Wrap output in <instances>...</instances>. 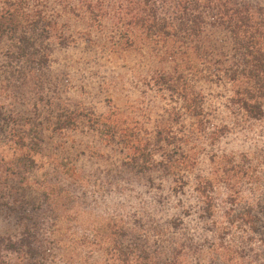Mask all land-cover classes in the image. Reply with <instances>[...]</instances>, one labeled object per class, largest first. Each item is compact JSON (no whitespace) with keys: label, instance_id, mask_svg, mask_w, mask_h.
<instances>
[{"label":"trees","instance_id":"trees-1","mask_svg":"<svg viewBox=\"0 0 264 264\" xmlns=\"http://www.w3.org/2000/svg\"><path fill=\"white\" fill-rule=\"evenodd\" d=\"M30 3L0 0V35L14 43L27 64L41 52L40 39L47 41L51 29L42 12L31 14ZM78 3L98 27L110 19L126 45L141 35L165 48L174 68L159 80L197 123L176 136L169 122L152 139L139 125L92 122L107 145L120 147L119 177L145 182L158 204L167 206L166 218L146 224L142 218L95 216L56 181L60 166L44 153L40 125L62 133L76 120L61 114L18 126L0 106L1 178L6 182L0 209L19 212L23 221L19 234L0 236V264H264V172L253 167L249 155L226 153L210 156L203 171L193 142L210 124L197 83H228L234 116L264 118V5L257 0ZM47 61L44 54L34 63L41 67ZM219 133L215 129L212 139ZM66 173L73 181L78 177L75 171Z\"/></svg>","mask_w":264,"mask_h":264},{"label":"rangeland","instance_id":"rangeland-1","mask_svg":"<svg viewBox=\"0 0 264 264\" xmlns=\"http://www.w3.org/2000/svg\"><path fill=\"white\" fill-rule=\"evenodd\" d=\"M29 1L31 14L42 12L51 24L49 39H40L43 49L27 64L19 59L14 43L0 35V106L11 112L9 116L18 126L48 117L55 120L61 114L76 120L75 127L62 133L52 126L40 127L45 155L54 157L60 166L56 181L76 196L83 209L127 222L134 218H142L146 224L152 218L162 221L167 206L158 204L145 182L119 177L120 147L107 145L104 135L91 124L102 119L139 125L155 139L169 122H173L176 136L197 123L159 80L162 74H172L174 68L165 48L143 39L139 32H134L140 36L134 38L135 43L126 45L110 19L98 27L81 12L78 0ZM257 1L264 5V0ZM70 6L80 11L73 13ZM218 37L223 39L224 33L219 32ZM44 54L48 61L38 67L34 61ZM194 88L203 96L210 122L204 132L193 136L201 151L199 168L205 171L213 154H244L250 156L253 167L264 172V118L243 121L234 116L226 82L197 83ZM174 109L179 110V117L173 114ZM215 129L220 130L219 138L212 139ZM2 166L0 163V195L5 186ZM67 170L78 173L75 181L66 175ZM20 218L19 212L13 215L0 209V236L19 234Z\"/></svg>","mask_w":264,"mask_h":264}]
</instances>
